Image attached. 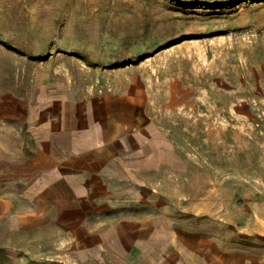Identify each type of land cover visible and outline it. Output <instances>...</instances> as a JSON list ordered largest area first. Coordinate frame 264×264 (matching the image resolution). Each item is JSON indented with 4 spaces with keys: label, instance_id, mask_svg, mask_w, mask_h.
<instances>
[{
    "label": "rangeland",
    "instance_id": "1",
    "mask_svg": "<svg viewBox=\"0 0 264 264\" xmlns=\"http://www.w3.org/2000/svg\"><path fill=\"white\" fill-rule=\"evenodd\" d=\"M111 105L134 117L106 168L110 228L41 232L39 255L264 264V0H0V194L46 168L32 123Z\"/></svg>",
    "mask_w": 264,
    "mask_h": 264
},
{
    "label": "crops",
    "instance_id": "2",
    "mask_svg": "<svg viewBox=\"0 0 264 264\" xmlns=\"http://www.w3.org/2000/svg\"><path fill=\"white\" fill-rule=\"evenodd\" d=\"M57 115L41 125L32 123L34 134L48 146L45 170L32 175L22 191L0 194V264H26L27 260L30 264H71L70 260H56L50 254L39 255L41 232H78L79 236L84 232L86 237L88 231L110 228L101 221L114 210L105 201L110 195L106 168L113 156L112 146L127 134L121 120L134 115L119 113L112 105L104 113L72 109ZM24 245L32 248L26 251L31 255L25 259ZM91 245L102 247L98 242ZM139 248L131 249L138 257L144 255ZM89 257L87 251L81 252L77 260L87 262Z\"/></svg>",
    "mask_w": 264,
    "mask_h": 264
}]
</instances>
